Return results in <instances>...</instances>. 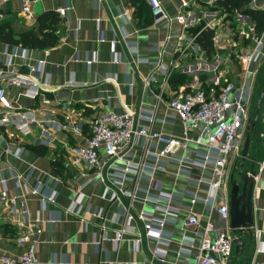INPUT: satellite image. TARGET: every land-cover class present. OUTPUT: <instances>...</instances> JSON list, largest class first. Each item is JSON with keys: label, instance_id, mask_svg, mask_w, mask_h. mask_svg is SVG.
Here are the masks:
<instances>
[{"label": "crops", "instance_id": "0c3cea01", "mask_svg": "<svg viewBox=\"0 0 264 264\" xmlns=\"http://www.w3.org/2000/svg\"><path fill=\"white\" fill-rule=\"evenodd\" d=\"M159 1L166 17L154 22L147 0H41L32 5L30 17L21 12L19 0H10L4 7L0 24H7L15 37L26 30L38 34L39 15L53 11L58 18L55 31L58 41L54 47L30 49L0 40V64L8 55L22 49L26 51L24 56L18 53L12 58L15 67L22 71L43 59L48 79L49 93L46 95L55 101L46 108L58 116L63 112L62 103L76 110L82 120L107 110L119 111L122 104H126L133 110L155 109L154 128L178 135L182 132L181 121L156 96L167 101L175 91L206 86L218 75L222 81H231L237 88L244 76L238 61H231L230 51L218 56L214 43L213 50L207 52L197 40L198 47L194 50L185 48V42L178 39L181 35H198L205 28L218 26L225 10L217 0ZM247 6L264 15V0H249ZM63 7L67 8L66 13L60 15L58 9ZM254 23L243 14L235 20L242 39H246L245 27ZM222 43L226 45L223 40ZM86 60L93 62L88 65ZM252 69L254 74L245 79L249 87V104L256 94L258 101L250 145L244 159L240 150L230 156L226 165L228 185L236 180L240 186L237 173L248 172L254 165L252 240H248L247 233L234 235L239 241L235 240L233 244L230 264H264V95L259 101L264 90V48L259 63ZM111 75L116 77V82L104 80ZM144 78L148 80L147 85L143 83ZM71 81L74 85H68ZM10 93L23 106L32 107L39 102V99L18 96L17 88H11ZM68 139L73 143L83 141L77 135H69ZM20 146V158L1 157L0 175L8 177L14 171L28 177L29 187L40 182L44 190L56 192L55 202L44 206L39 197L26 196L30 219L38 217L42 220L36 250L38 264H196L199 237L194 235L196 226H185L186 219L194 214L201 226L208 219L218 220L216 212L200 202L191 205V213L186 210L191 198L187 191L199 197L207 194L205 184L197 182L199 167L192 166L188 176L178 175V166L171 161L156 167L151 186L147 181L138 184V194L142 198L132 206L133 211L144 209L160 216L154 210L153 200H143L144 196H154L159 191L171 193L176 202L183 205L177 215L168 217L165 223L166 241L145 238L141 224L132 221L118 244H114L107 241L104 234L112 237L121 229L124 222L122 208L118 201L108 200L104 185L96 181L95 175L80 164L67 162L59 145L56 148L36 146L26 138ZM31 147L41 150L38 152ZM8 184L11 191L20 193L13 180L10 179ZM126 186L136 187L127 183ZM77 201L78 214L70 213L67 209ZM18 231L17 226L0 221V252L13 256L23 253L25 246L14 240ZM183 236L193 238L187 253L179 252ZM138 238V247H134L133 242ZM259 247L262 252L258 251ZM155 249L162 254L157 255Z\"/></svg>", "mask_w": 264, "mask_h": 264}, {"label": "built area", "instance_id": "2783aa9c", "mask_svg": "<svg viewBox=\"0 0 264 264\" xmlns=\"http://www.w3.org/2000/svg\"><path fill=\"white\" fill-rule=\"evenodd\" d=\"M9 1L0 0V19ZM19 1L21 12L30 17L32 5L41 0ZM147 2L154 22L166 17L159 0ZM66 9L59 8L58 13L64 15ZM196 36L181 35L178 39L185 42V48L195 50L198 47L195 44ZM246 37L250 38L252 46L238 55L237 61L244 76L239 87L235 88L231 81H222L218 75L206 86L175 91L167 101L156 96L181 121L182 132L178 135L154 128L155 109L133 110L126 104H122L119 111L107 110L93 114L89 120H82L76 110L62 103L63 112L58 116L46 108L55 101L46 95L49 92L46 87L47 74L44 72L45 61L37 60L22 71L15 67L12 58L18 53L24 56L26 51L16 50L0 64V160L8 155L20 158V144L26 138L36 146H61L67 162L80 164L86 171L92 172L96 181L104 185L108 200L120 203L124 217L121 229L112 237L104 234V238L114 244H118L132 221L141 224L145 238L166 241L165 223L168 217L177 215L183 205L176 202L171 193L159 191L154 196H144L143 200H153L154 210L160 216L144 209L133 211L132 206L142 198L138 194V184L147 181L151 186V176L156 167L171 161L177 164L178 175L188 176L192 166H197L200 169L197 182L205 184L207 194L199 197L187 191L191 198L186 210L191 213V205L200 202L210 211H215L218 220L208 219L201 226L194 214L187 217L185 226H196L194 235L199 237L196 264H228L233 254L235 236L229 226L228 190L231 184L228 185L226 181V165L230 156L242 148L244 129L250 115L249 87L245 79L247 75L254 74L252 66L259 63L263 55L264 30L258 34L255 25H249ZM92 62L86 60L88 65ZM104 80L116 82V77L111 75ZM143 83L147 85L148 80L144 78ZM68 85H74V82H68ZM11 88L18 89V96L39 99L38 104L32 107L21 105L12 97ZM69 135L80 136L83 141L70 142ZM10 179L20 193L11 191L8 184ZM27 180L26 175L14 171L8 177L0 175V221L17 226L19 231L14 240L25 246L23 253L17 256L0 252V264H38L36 250L42 220L38 217L30 219L26 196L39 197L44 206L55 202L56 192L53 189L44 190L40 182L29 187ZM126 183L136 187L128 188ZM78 201L67 209L70 213L78 214ZM256 238H260L259 232ZM139 241L140 238L133 242L134 247H138ZM191 241L193 238L183 236L179 252L187 253ZM258 251L262 252V247ZM155 253L162 254L158 249H155Z\"/></svg>", "mask_w": 264, "mask_h": 264}, {"label": "trees", "instance_id": "16d2710c", "mask_svg": "<svg viewBox=\"0 0 264 264\" xmlns=\"http://www.w3.org/2000/svg\"><path fill=\"white\" fill-rule=\"evenodd\" d=\"M130 1L133 2V0ZM248 2L249 0H217V3L221 5L225 11L234 10L243 15L249 16L255 22L254 25L256 32L260 34L264 30V15L261 12L251 10L247 6ZM57 21L58 18L55 12L45 11L38 17V34L34 33L33 30H26L19 33L16 37L12 34L7 24H0V40L30 49L54 47L58 41V38L55 35ZM212 34V29L205 28L196 36V40L202 45V47H204V49H206L207 52L213 50ZM31 148L38 152L41 150L37 147Z\"/></svg>", "mask_w": 264, "mask_h": 264}, {"label": "water", "instance_id": "95a60500", "mask_svg": "<svg viewBox=\"0 0 264 264\" xmlns=\"http://www.w3.org/2000/svg\"><path fill=\"white\" fill-rule=\"evenodd\" d=\"M264 95L261 93L259 101ZM254 128V122L248 123L245 132V139L241 148V155L244 159L250 145V131ZM254 165L250 170L239 171L237 173L238 180L241 184H237L236 180L231 181L230 201H229V226L233 235L247 233L248 240H252L253 211L251 207L252 191L255 185ZM239 241V238L234 239ZM238 251V248H236ZM230 264V260L229 263Z\"/></svg>", "mask_w": 264, "mask_h": 264}, {"label": "rangeland", "instance_id": "374dc122", "mask_svg": "<svg viewBox=\"0 0 264 264\" xmlns=\"http://www.w3.org/2000/svg\"><path fill=\"white\" fill-rule=\"evenodd\" d=\"M239 15H242V14H240L238 11H234V10L225 11L222 22L218 23V26L212 29L213 30V34H212L213 40L212 41L214 43V49L218 51V56L222 52L229 53L230 51L231 52L229 53L231 56L230 59L232 62H235V63H237L238 55L241 54V51L243 50V48H244V51H246L245 49H249L252 46V42L249 37H246V39L241 38V33L235 25V20L239 17ZM246 25H247V22H246ZM245 28H246L245 33H247L248 27H245ZM222 40L225 42L226 45L222 43ZM257 101H258V94H256L252 98L251 103L249 104V114H250L249 123H251V121L254 118L255 106L257 104ZM244 139H243V142H244Z\"/></svg>", "mask_w": 264, "mask_h": 264}]
</instances>
